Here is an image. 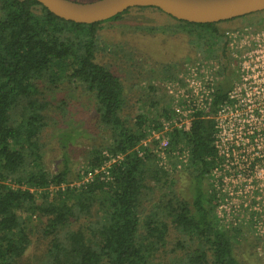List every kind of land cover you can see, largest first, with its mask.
<instances>
[{
  "label": "trees",
  "instance_id": "16d2710c",
  "mask_svg": "<svg viewBox=\"0 0 264 264\" xmlns=\"http://www.w3.org/2000/svg\"><path fill=\"white\" fill-rule=\"evenodd\" d=\"M129 11L104 22L77 24L55 16L36 0H0V264H17L24 257L36 219L46 220L38 233L49 240L42 264H150L166 245L171 226L184 239L176 248L186 250L175 264H242L236 241L245 240V232L219 228L210 184L211 172L221 162L214 145L215 115L227 99L234 72L227 61L213 102L195 116L189 131L173 130L143 146L151 132L173 121L169 104L153 103L152 116L125 114L123 83L97 62V54L106 50L99 38L102 25ZM169 17L176 23L171 31L185 34L196 52L224 44L218 28L224 22L195 24ZM221 49L227 58L224 46ZM164 71L176 77L171 69ZM61 81L78 85L96 100L98 122L110 143L91 150L87 169H100L108 159L106 150L116 159L109 179L98 174L73 187L66 163L56 174L43 165L42 135L58 123L49 114L45 95ZM63 106H58L62 116L67 112ZM163 140L172 151L185 146L189 153L183 170L192 186L189 200L176 193L171 172L154 163L152 148ZM51 186L56 188L53 197ZM158 190V201L142 215V199Z\"/></svg>",
  "mask_w": 264,
  "mask_h": 264
},
{
  "label": "rangeland",
  "instance_id": "374dc122",
  "mask_svg": "<svg viewBox=\"0 0 264 264\" xmlns=\"http://www.w3.org/2000/svg\"><path fill=\"white\" fill-rule=\"evenodd\" d=\"M175 24L167 14L156 9H133L121 19L102 25L99 38L106 50H101L97 54V62L109 67L123 83L128 105L125 114L134 116L150 112L152 116L156 113L152 104L159 100L163 102L166 100L170 108L166 84L175 77L169 78L164 70L171 69L177 77L188 64L209 58L222 59V45L210 47L204 52L205 55L203 52L202 54L196 52L189 45V38L185 34H175L171 31ZM263 25L264 13L234 22H224L219 24L218 28L220 34H223L227 30L244 27L260 28ZM208 50L214 52V56L210 55ZM222 60L224 61V58ZM64 82L61 81L57 87L46 90L45 99L51 106L49 114L55 117L58 123L48 127L42 135L43 165L49 172L56 174L64 169L66 163L70 168L71 178L74 179L72 184H75L87 169V159L91 150L101 149L110 143V140L109 133L99 125L94 96L78 85L77 87ZM150 87H156L157 91H151ZM62 103L66 105L63 108L67 109L64 116L61 115L63 109H58ZM171 158L170 163H168L169 159L165 162L167 167L170 164L173 170L171 175L175 182L174 189L179 196L189 200L192 198L190 179L184 174L185 168L177 169L175 165L177 160ZM154 163L159 167V160L155 159ZM159 168L164 170L163 167ZM48 191L53 197L56 188L51 186ZM160 193L161 191L158 190L154 196L142 199V215L158 201ZM152 198H154L153 203L150 201ZM45 223V219H36L31 223V246L17 264H42L49 240L43 239L38 231L44 228ZM243 238L245 240L236 241L238 246L236 255L240 262L264 264V248L261 241L252 233L243 234ZM183 240L181 233L171 226L166 245L150 264L178 262L184 257L186 250L176 248V244Z\"/></svg>",
  "mask_w": 264,
  "mask_h": 264
},
{
  "label": "built area",
  "instance_id": "2783aa9c",
  "mask_svg": "<svg viewBox=\"0 0 264 264\" xmlns=\"http://www.w3.org/2000/svg\"><path fill=\"white\" fill-rule=\"evenodd\" d=\"M222 35L227 58L188 64L182 74L167 81L173 121H166L159 131L151 132L142 145L161 141L173 130L189 131L195 116L205 112L213 102L229 61L234 80L225 103L215 115L214 145L221 162L211 172V193L219 228L252 233L264 248V27L236 28ZM152 149L156 161H160L159 167L171 173L167 159L168 163L171 157L177 160L174 163L177 169L188 164L185 146L172 151L167 141H163ZM104 154L108 159L100 169L94 172L86 169L81 179L70 186L82 187L98 174L109 179V170L116 159Z\"/></svg>",
  "mask_w": 264,
  "mask_h": 264
},
{
  "label": "water",
  "instance_id": "95a60500",
  "mask_svg": "<svg viewBox=\"0 0 264 264\" xmlns=\"http://www.w3.org/2000/svg\"><path fill=\"white\" fill-rule=\"evenodd\" d=\"M55 16L77 24L104 22L135 8H156L172 18L214 24L264 12V0H36Z\"/></svg>",
  "mask_w": 264,
  "mask_h": 264
}]
</instances>
